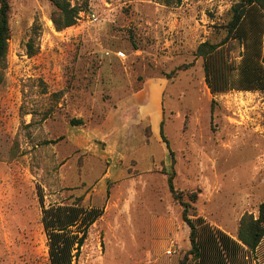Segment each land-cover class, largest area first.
I'll return each instance as SVG.
<instances>
[{"label": "rangeland", "instance_id": "rangeland-1", "mask_svg": "<svg viewBox=\"0 0 264 264\" xmlns=\"http://www.w3.org/2000/svg\"><path fill=\"white\" fill-rule=\"evenodd\" d=\"M239 2L71 0L78 23L58 31L51 0H11L0 59V264H50L42 210L75 202L103 216L74 264H179L190 229L170 175L184 202L197 193L191 213L235 239L243 216L259 215L264 89L212 94L195 56L225 37ZM263 26L253 14L245 22L248 66L259 65ZM252 257L264 264V240Z\"/></svg>", "mask_w": 264, "mask_h": 264}, {"label": "trees", "instance_id": "trees-1", "mask_svg": "<svg viewBox=\"0 0 264 264\" xmlns=\"http://www.w3.org/2000/svg\"><path fill=\"white\" fill-rule=\"evenodd\" d=\"M182 0H163L167 6L180 5ZM55 6L52 21L58 31L73 27L78 23L80 7L73 6L71 0H51ZM11 0H0V59L8 52L11 38ZM253 14L264 18V0H240L231 10L229 22L222 27L225 37L218 43H201L195 56L203 60L206 84L212 94L234 90L251 91L264 89V26L261 31L262 53L259 65L248 66L245 48L249 31L245 22ZM244 47L246 52L236 47ZM240 48V49H241ZM245 53L242 83H236L239 72L238 57ZM243 54V55H242ZM164 121L161 136H164ZM169 190L175 202L183 208L182 218L190 229V249L179 264H253L252 255L264 240V201L259 207V215L243 216L237 238L209 223L204 217L191 213L198 199L197 193H187L188 202L183 201L174 185V175L168 178ZM103 216V210L89 208L80 202L59 205L42 210V223L48 238L50 264H74L76 251L85 244L89 229Z\"/></svg>", "mask_w": 264, "mask_h": 264}, {"label": "built area", "instance_id": "built-area-1", "mask_svg": "<svg viewBox=\"0 0 264 264\" xmlns=\"http://www.w3.org/2000/svg\"><path fill=\"white\" fill-rule=\"evenodd\" d=\"M171 253V252H170Z\"/></svg>", "mask_w": 264, "mask_h": 264}]
</instances>
